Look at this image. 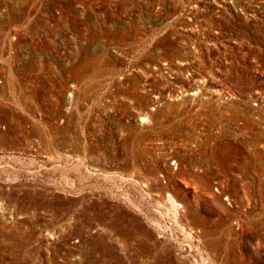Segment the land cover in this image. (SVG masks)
<instances>
[{"label":"rangeland","instance_id":"rangeland-1","mask_svg":"<svg viewBox=\"0 0 264 264\" xmlns=\"http://www.w3.org/2000/svg\"><path fill=\"white\" fill-rule=\"evenodd\" d=\"M0 264H264V0H0Z\"/></svg>","mask_w":264,"mask_h":264},{"label":"clouds","instance_id":"clouds-1","mask_svg":"<svg viewBox=\"0 0 264 264\" xmlns=\"http://www.w3.org/2000/svg\"><path fill=\"white\" fill-rule=\"evenodd\" d=\"M253 249H254V251H256L255 248H253Z\"/></svg>","mask_w":264,"mask_h":264}]
</instances>
